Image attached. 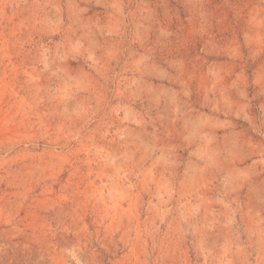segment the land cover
Instances as JSON below:
<instances>
[{
    "label": "rangeland",
    "instance_id": "obj_1",
    "mask_svg": "<svg viewBox=\"0 0 264 264\" xmlns=\"http://www.w3.org/2000/svg\"><path fill=\"white\" fill-rule=\"evenodd\" d=\"M0 264H264V0H0Z\"/></svg>",
    "mask_w": 264,
    "mask_h": 264
}]
</instances>
